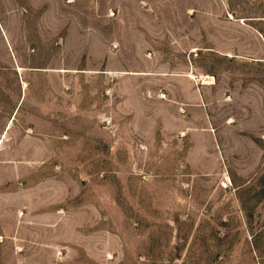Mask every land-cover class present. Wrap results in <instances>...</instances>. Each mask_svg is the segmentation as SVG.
Instances as JSON below:
<instances>
[{"label":"rangeland","instance_id":"1","mask_svg":"<svg viewBox=\"0 0 264 264\" xmlns=\"http://www.w3.org/2000/svg\"><path fill=\"white\" fill-rule=\"evenodd\" d=\"M0 264H264V0H0Z\"/></svg>","mask_w":264,"mask_h":264},{"label":"bare ground","instance_id":"2","mask_svg":"<svg viewBox=\"0 0 264 264\" xmlns=\"http://www.w3.org/2000/svg\"><path fill=\"white\" fill-rule=\"evenodd\" d=\"M193 76H195V75H193ZM201 77V80L203 81V82H205V83H208V84H210V83H213V80H208V78H210L208 75H201L200 76ZM213 79V78H212ZM228 178V177H227ZM230 182V181H229Z\"/></svg>","mask_w":264,"mask_h":264}]
</instances>
